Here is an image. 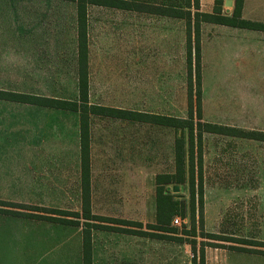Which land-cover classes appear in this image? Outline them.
<instances>
[{
    "label": "rangeland",
    "instance_id": "rangeland-1",
    "mask_svg": "<svg viewBox=\"0 0 264 264\" xmlns=\"http://www.w3.org/2000/svg\"><path fill=\"white\" fill-rule=\"evenodd\" d=\"M40 1L45 2H39L44 5L39 7L38 13L30 5V20L47 23L52 7L46 5L47 0ZM216 1L201 0L200 11L214 12L220 9L226 15L233 13V4L226 5V0H219L220 3L216 4ZM56 3L55 1V15ZM89 7L90 103L188 117L186 20L134 9L102 5ZM74 8L77 15L75 1L60 0L62 33L69 27L72 32ZM34 12L36 15L33 17ZM224 39L221 43H208L210 51L205 64L202 57V121L243 130L264 131V70L256 62L252 69L251 64L246 62L242 67H236L233 62L237 57L243 59L242 48L235 41H231L230 47L226 48ZM61 42L60 71L40 70V84L36 83L38 70L30 71L33 76H30V83L26 86L20 84V70L14 64L11 73L16 84L6 87L5 91L30 93L23 94L28 96L26 99L39 95L67 101L77 100L78 53L75 62L72 53L70 59L66 58L69 56L63 53V50L67 51L63 45V35ZM58 73L59 82L56 79ZM76 114L79 129L80 113L76 111ZM92 116L90 143L92 134L95 143L92 144L93 153L98 167L100 168L102 160V142L109 146L107 151L102 147L103 156L108 152L109 159L114 163L129 160L138 164L140 175L130 173L125 179L115 175L106 179L99 174L95 176L92 181L91 212L87 214L83 209L79 179L75 185L76 192L71 197L60 201L49 195L27 198L30 205L41 206V210L12 207L26 213L48 215L43 216L44 218L27 217L29 222L33 221L30 227L33 235L28 239L27 249L15 242L16 245L11 246L12 256H28L35 264H49L52 257L56 260L54 264H69V260L70 264H82V230L86 222L104 225L92 230L93 264H201L202 253L206 264V257L211 253L230 249L232 245H243L236 241H259L258 224H255L259 216V197L250 188L261 183L256 176L259 173L258 167L262 164L260 150L264 153V144H261L264 140L204 131L200 147V136L198 130H195V147L190 152L188 129L145 120ZM177 137L185 140L186 177L179 183L166 185L165 190L178 201L184 202L186 208L183 211L180 204V213L173 218V225L171 224L176 231L171 232L156 228V175L176 171L174 147ZM248 150H252V157L248 155ZM192 154L195 188L198 189L200 176L204 181L203 229L199 222L198 200L195 205L196 227L192 225L193 203L188 175ZM17 167L20 170L21 167ZM130 168L131 171L134 170L132 165ZM0 207L6 208L2 205ZM44 208L54 210L50 212ZM13 217L19 223V218H26L16 215ZM175 218H178V223L174 221ZM19 223L16 232L21 234ZM22 223L21 227L24 228ZM126 229L146 231L147 234L130 233ZM244 245L247 251L258 247Z\"/></svg>",
    "mask_w": 264,
    "mask_h": 264
},
{
    "label": "crops",
    "instance_id": "crops-1",
    "mask_svg": "<svg viewBox=\"0 0 264 264\" xmlns=\"http://www.w3.org/2000/svg\"><path fill=\"white\" fill-rule=\"evenodd\" d=\"M55 1L57 2L56 15ZM39 2L45 1L0 0V90L2 91H5L8 86L16 84L11 73L12 69H14V64H16L15 68L20 70V84L26 86L30 83V76L31 78L33 76L32 73L30 75V71L38 70L37 84H40L41 81L40 70L60 71L62 35L64 48L68 51L63 50V53H66L64 55L68 54L69 57H66L68 59H70L72 53L75 62L78 53V19L75 8L72 32L69 27L67 31L62 33L60 0H47L46 5H51L52 7L47 23L34 19L30 20V5L38 13L39 7L44 5V3ZM93 5L97 4L89 6ZM242 17L249 21L264 23V0H244ZM225 37L226 40L224 39ZM223 39L225 40V45H227L226 48L230 47L233 41L242 48L241 55H243V59L237 57L233 62L236 67L239 68V65L242 67V64L246 62L251 64L250 67L252 69L254 67L253 64L256 62L264 70V30L202 22L201 41L204 64L206 63L207 53L210 51L207 47L208 43H221ZM71 47L72 52H70ZM241 61L242 63H239ZM53 76L54 73L52 72V78ZM47 78L51 79V77H44V79ZM59 78L58 73L56 76L58 82L60 81ZM21 94L29 95L30 93ZM105 116L124 118L114 115ZM129 117L133 118L124 119L141 120L139 117L136 118L134 114ZM79 130L80 123L78 129L75 110L31 103L28 99L18 101L0 96V200H15L12 202L17 203L19 198L20 204L30 205L28 197L49 195L56 197L60 201L62 198L71 197V194L76 192L77 179L81 181L82 190V159ZM250 139L253 140V138ZM92 144L94 145L95 143L91 134V194L92 181L98 174L104 179L111 175L124 179L130 173L140 175V166L138 164L129 160H118L117 163H114L113 160L109 159L108 152L107 155L103 156L102 147H105L107 151L109 146L102 142L100 143L102 164L100 163L99 168L94 158V147ZM261 144H264V141ZM248 155L252 157V150H248ZM248 155L246 153L249 161ZM260 161L262 164L258 167L259 173L256 178L261 183L250 189L254 190L253 192L259 197L257 207L259 216L255 224H258L259 230L257 240L264 241V153L262 149L260 150ZM250 163L252 164V161ZM121 165L126 167L113 168V166L118 167ZM130 165L134 167L133 171H131ZM17 166L21 167L20 170H18ZM11 167L15 168L12 169ZM250 177L252 178L253 175H250ZM10 214L0 212V264H35V261L28 256H12L11 249V246L16 245L18 242L27 249L28 239L33 235V231L30 229L33 221H28L27 217L29 215H16L26 217L16 218L19 221L21 220L19 223L14 221L13 215L15 214ZM23 220L26 221L23 222ZM18 223L20 224L21 234L16 232ZM21 223L24 228L21 227ZM15 242L16 244H14ZM256 249L264 250L260 246L256 247ZM50 260L52 261L49 264H54L53 262L56 261L54 257L50 258ZM206 264H264V252L221 249L208 255Z\"/></svg>",
    "mask_w": 264,
    "mask_h": 264
},
{
    "label": "trees",
    "instance_id": "trees-1",
    "mask_svg": "<svg viewBox=\"0 0 264 264\" xmlns=\"http://www.w3.org/2000/svg\"><path fill=\"white\" fill-rule=\"evenodd\" d=\"M77 3V19H78V91L79 97L75 101H67L61 99H52L42 96H30L28 101L31 103L42 104L62 109L75 110L80 113V142H81V159H82V202L83 209L87 213L91 212V180H90V116L91 114L114 115L124 118H133L129 115L134 114L136 118L153 122L161 125H168L174 128L188 129L190 131L189 149L194 150V132L198 130L200 136V147L202 142V133L204 131L229 134L245 138H253L264 140V131L243 130L238 127L221 125L217 123H203V65H202V41H201V25L202 22L221 23L231 26L244 28H253L264 30V23L253 22L242 17V8L244 0H235L234 10L231 15L223 14L219 9L214 12L200 11V0H71ZM222 1V0H220ZM219 0L216 1V4ZM220 3V2H219ZM91 4L111 6L123 9H134L142 12L183 18L186 20L187 43V89H188V117L166 116L155 113L137 112L126 109L108 107L98 104H90L89 102V79H88V6ZM195 61V70H194ZM195 74V79H194ZM0 96L8 99L26 100L27 95L16 92L0 90ZM134 117V118H135ZM196 118V121H195ZM205 126V128H203ZM175 165L176 171L171 173H159L156 176L157 196H156V228L175 232L173 227V218L180 213V204L182 210L185 211V203L180 202L165 190L168 184L179 183L186 177L185 172V140L182 137L175 139ZM202 167V159H200V168ZM190 179V192L193 203L192 225L196 227L195 205L198 200L199 206V222L200 227L204 228V181L200 176L198 189L195 188L194 177V161L192 154V162L188 171ZM198 195V197H197ZM0 205L11 207H0V212L11 213L15 215H26L34 218H42L43 215L38 212L26 213L12 207H31L32 210H41V206L20 204L12 201L0 200ZM17 207V208H18ZM29 209V208H28ZM47 209V208H44ZM48 211L54 209H47ZM51 212V211H50ZM54 212V211H53ZM44 218V217H43ZM87 218V217H86ZM141 224V223H140ZM172 224V225H171ZM98 223L86 222L82 230V260L83 264H93V240L92 230L97 228ZM151 226V225H149ZM106 228V227H104ZM119 230V229H118ZM121 230V229H120ZM126 232L147 234L146 231H136L134 229H126ZM222 239V238H221ZM243 245H232L230 249L239 251H247L244 244L264 247V241L257 243L239 242ZM253 251L262 252L261 249ZM201 264H204V253L201 255Z\"/></svg>",
    "mask_w": 264,
    "mask_h": 264
},
{
    "label": "water",
    "instance_id": "water-1",
    "mask_svg": "<svg viewBox=\"0 0 264 264\" xmlns=\"http://www.w3.org/2000/svg\"><path fill=\"white\" fill-rule=\"evenodd\" d=\"M232 4H233L232 0H226V5H232Z\"/></svg>",
    "mask_w": 264,
    "mask_h": 264
},
{
    "label": "built area",
    "instance_id": "built-area-1",
    "mask_svg": "<svg viewBox=\"0 0 264 264\" xmlns=\"http://www.w3.org/2000/svg\"><path fill=\"white\" fill-rule=\"evenodd\" d=\"M174 221H175L176 223H178L179 220H178V218H175Z\"/></svg>",
    "mask_w": 264,
    "mask_h": 264
}]
</instances>
